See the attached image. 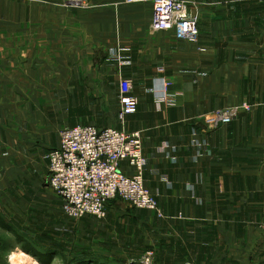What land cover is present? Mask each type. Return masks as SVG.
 <instances>
[{
    "label": "crops",
    "instance_id": "obj_1",
    "mask_svg": "<svg viewBox=\"0 0 264 264\" xmlns=\"http://www.w3.org/2000/svg\"><path fill=\"white\" fill-rule=\"evenodd\" d=\"M5 1L0 51L8 54L2 61L7 74H0V115L13 129L0 128L8 153L0 154V189L12 181L19 188L21 177L45 181L49 152L65 127L138 130L147 158L145 184L170 218L154 214V242H169L170 227L204 246L231 242L244 227L251 232L247 240L261 246L249 256L264 264V234L256 233L264 227V0H188L202 3L189 8L199 19L197 43L173 31L154 32L150 1L0 0V6ZM124 78L133 80L139 106L123 125L113 101L118 103ZM162 80L170 83L172 101L158 107ZM63 99L87 103L69 109ZM243 104L250 107L233 121L201 131L206 115ZM165 143L170 148L163 151ZM123 169L134 172L126 162ZM111 202L110 216L149 224ZM178 212L185 218L173 222ZM195 253L208 257L203 248Z\"/></svg>",
    "mask_w": 264,
    "mask_h": 264
},
{
    "label": "rangeland",
    "instance_id": "obj_2",
    "mask_svg": "<svg viewBox=\"0 0 264 264\" xmlns=\"http://www.w3.org/2000/svg\"><path fill=\"white\" fill-rule=\"evenodd\" d=\"M86 4L85 8L89 7L87 2ZM201 5V2H197L190 7L197 9ZM8 8L6 1L0 6L1 11ZM6 23V18H0V27H5ZM7 54V51H0V58H3L0 59V74H7L4 63ZM2 86L4 84H0ZM63 103L64 108L70 109L73 105L84 106L87 100L79 99L76 103V100L72 102L63 99ZM113 104L117 109L120 107V92L118 103L114 100ZM233 107H238V115L241 108L250 106L243 104ZM230 108L232 107L223 110ZM5 118L6 116L0 115V128L13 129ZM2 144L0 139V154L3 155L4 152L7 153V145L3 147ZM16 181L19 183V180ZM20 182L22 184L19 188L12 181L10 187L0 189V218L8 225L7 228L0 226V264H42L34 253H40L44 257L51 256L49 264H254L256 260L249 256V252L261 248L247 240L251 232L244 227L237 228L233 241L207 243L206 246L186 241L182 230L170 227L167 231L169 242L157 243L154 242L155 229L151 220L154 221V214L168 219L161 212L158 200V212L137 208L122 199L110 201L111 206L125 205L122 207L125 216L133 213L136 219L145 218L149 224L142 227L131 221H123L118 215L110 216L109 213L105 218L92 215L80 218L69 216L63 209L62 201L49 185L48 178L40 184L34 178L30 181L21 177ZM154 196L156 197L155 194ZM184 218L180 212L173 222H181ZM241 222L240 220L239 223ZM256 233L263 235L264 227L259 228ZM202 245L203 254L208 253L207 258H199L198 253H195L202 249ZM192 251L193 258H188Z\"/></svg>",
    "mask_w": 264,
    "mask_h": 264
},
{
    "label": "built area",
    "instance_id": "obj_3",
    "mask_svg": "<svg viewBox=\"0 0 264 264\" xmlns=\"http://www.w3.org/2000/svg\"><path fill=\"white\" fill-rule=\"evenodd\" d=\"M148 1L153 7L151 28L154 32L173 31L179 39L192 43L199 41L198 16L189 13L190 5L197 1L124 0L127 4ZM159 71L163 72L164 68H159ZM161 83L162 90L156 100L158 107L172 101V95L168 92L170 83L165 80ZM133 86L131 78H124L120 82L118 120L123 125L127 116L138 110L139 100L132 93ZM237 109H221L206 115L201 131L207 132L222 123L233 121L237 117ZM59 137V145L49 152L48 180L69 216L105 218L109 202L116 198L137 208L159 211L156 197L145 184L147 158L141 131L98 128L90 124L65 127L60 130ZM193 142L204 145L206 141ZM169 148L167 143L161 147L163 151ZM170 158L175 161L174 157ZM123 162L134 169L133 174L125 172Z\"/></svg>",
    "mask_w": 264,
    "mask_h": 264
},
{
    "label": "trees",
    "instance_id": "obj_4",
    "mask_svg": "<svg viewBox=\"0 0 264 264\" xmlns=\"http://www.w3.org/2000/svg\"><path fill=\"white\" fill-rule=\"evenodd\" d=\"M0 226L8 227L7 223L0 218ZM29 248V247H28ZM30 251V250H29ZM32 252V251H30ZM34 253V252H33ZM36 255V258L42 263V264H49L52 261L51 256H42L40 253H34Z\"/></svg>",
    "mask_w": 264,
    "mask_h": 264
},
{
    "label": "bare ground",
    "instance_id": "obj_5",
    "mask_svg": "<svg viewBox=\"0 0 264 264\" xmlns=\"http://www.w3.org/2000/svg\"><path fill=\"white\" fill-rule=\"evenodd\" d=\"M14 262H16V263H20V261H18V260H14Z\"/></svg>",
    "mask_w": 264,
    "mask_h": 264
}]
</instances>
